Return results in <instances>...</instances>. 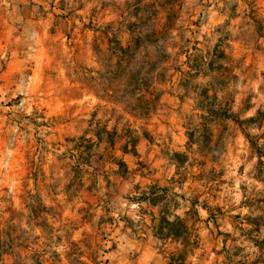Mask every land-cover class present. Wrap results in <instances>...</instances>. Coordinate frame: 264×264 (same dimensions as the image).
Segmentation results:
<instances>
[{
	"label": "rangeland",
	"instance_id": "1",
	"mask_svg": "<svg viewBox=\"0 0 264 264\" xmlns=\"http://www.w3.org/2000/svg\"><path fill=\"white\" fill-rule=\"evenodd\" d=\"M126 28L66 37L65 49L84 52L74 71L97 105L61 123L62 144L43 132L31 149L19 133L0 138V264H134V246L149 238L159 264H264V0L145 2L127 10ZM88 130L126 138L132 153L147 140L171 179L118 202L97 177L90 189L102 157ZM46 165L74 181L43 176ZM154 193L157 216L146 221Z\"/></svg>",
	"mask_w": 264,
	"mask_h": 264
},
{
	"label": "crops",
	"instance_id": "2",
	"mask_svg": "<svg viewBox=\"0 0 264 264\" xmlns=\"http://www.w3.org/2000/svg\"><path fill=\"white\" fill-rule=\"evenodd\" d=\"M157 1L0 0V138L19 133L31 140V149L36 145L33 139L36 133L43 132L54 136V147L62 144L64 130L61 123H78L81 106L90 109L97 105L95 95L90 93L92 87L81 82L78 72L74 71L78 70L74 65L84 52L78 46L73 51L65 49L66 37H126L127 10H139L145 2L153 4ZM96 24L102 26V30L90 28ZM67 60H72V68L65 64ZM96 116L92 110L89 119H96ZM111 122L107 123L106 134L117 139L120 132L115 124L110 125ZM47 123L54 124V135L49 134L51 127ZM86 132L93 149L102 157L99 175L89 173L87 184L91 185L90 189H94L93 179L97 177L103 182L108 198L118 202L140 193L148 195L149 189L171 179L166 172L169 165L159 149L149 145L147 140L139 139L132 153L130 147L124 145L126 138H121L119 143L115 140L109 143L99 134ZM44 151L46 155L47 149ZM54 159L57 161V155ZM119 161L126 163L127 169H135L134 174L122 176L117 165ZM43 167V176L69 173L59 167L54 173L49 165ZM73 176V173L64 176L68 179L67 184L71 179L74 181ZM30 182L32 186L33 179ZM61 183L65 185V182ZM38 184L43 189L48 186L42 180ZM63 188L59 189L60 194ZM155 196V193L151 194L145 203L146 221L157 216V209L150 202ZM155 223L156 219L152 220L153 226L147 223L148 236ZM134 247L138 253L134 264H159L160 256L151 238Z\"/></svg>",
	"mask_w": 264,
	"mask_h": 264
},
{
	"label": "trees",
	"instance_id": "3",
	"mask_svg": "<svg viewBox=\"0 0 264 264\" xmlns=\"http://www.w3.org/2000/svg\"><path fill=\"white\" fill-rule=\"evenodd\" d=\"M130 48H128L127 50H129ZM258 239L260 238V233H258ZM262 241H264V234H263V239H262ZM255 242H258V241H255Z\"/></svg>",
	"mask_w": 264,
	"mask_h": 264
}]
</instances>
